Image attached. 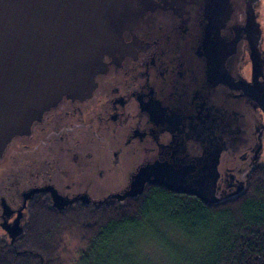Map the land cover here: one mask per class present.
<instances>
[{"label": "water", "instance_id": "water-1", "mask_svg": "<svg viewBox=\"0 0 264 264\" xmlns=\"http://www.w3.org/2000/svg\"><path fill=\"white\" fill-rule=\"evenodd\" d=\"M260 1L244 0L237 11L235 0H0V160L64 99L90 95L109 69V76L120 77L118 70L133 66L131 77L143 79L150 63V70L160 65L168 81L185 71L206 79L207 88L220 87L202 98L199 118L166 113L161 104L153 112L155 105H147L152 123L170 139L159 145L155 160L138 168L126 195L137 197L153 184L204 204L220 203L226 153L243 160L248 146L241 106L264 116ZM257 125L258 139L246 149L252 162L264 150L261 116ZM248 174L229 197L245 190Z\"/></svg>", "mask_w": 264, "mask_h": 264}, {"label": "flooded vegetation", "instance_id": "flooded-vegetation-1", "mask_svg": "<svg viewBox=\"0 0 264 264\" xmlns=\"http://www.w3.org/2000/svg\"><path fill=\"white\" fill-rule=\"evenodd\" d=\"M235 1L237 11H241L244 0ZM139 30L145 34L154 33L143 26ZM158 50L167 55L162 49ZM149 57L150 53L142 62L146 63ZM144 65L147 68L142 73L143 79L131 77L133 66L131 70L125 67L118 70L116 73H121L120 77L109 76V69L97 78L90 95L83 99H64L34 126L30 136L10 145L0 160V249L3 254L15 256L0 258L8 257L13 263L20 256L44 257V252L31 244L49 245L48 253L54 255L52 260L60 258L57 252L62 246L73 245L78 231L82 230L81 226L69 223L73 212L77 209L91 211L110 204L124 205L153 186L146 185L137 197L126 195L133 189V176L138 168L155 160L159 145L170 139L167 131L160 132L152 123L147 105H155L153 112L157 104H161L166 113L199 118L202 98L212 90L217 94L220 85L215 89L207 88L206 79L196 80L192 72L185 71L168 81L169 78L161 75L160 65H153V70H150V63ZM247 69L243 68V73L250 81ZM174 87L177 92H173ZM241 107L242 136L249 147L245 148L243 160L239 159L242 156L239 153H226L227 160L221 166L218 180L217 193L224 197L221 202L240 195L229 197L241 182L245 183L247 172L258 163V160L251 161L252 153L246 149L250 150L256 143L257 122L260 116L264 120V116L261 110L250 105ZM192 148L196 151L194 145ZM34 202L41 205L43 217L35 225L30 218V204ZM53 215L54 222L50 225L48 219ZM60 222L64 224L61 226ZM65 225L70 227H63ZM34 230L37 234L29 235Z\"/></svg>", "mask_w": 264, "mask_h": 264}, {"label": "trees", "instance_id": "trees-1", "mask_svg": "<svg viewBox=\"0 0 264 264\" xmlns=\"http://www.w3.org/2000/svg\"><path fill=\"white\" fill-rule=\"evenodd\" d=\"M41 210L39 202L30 204L34 225L40 223ZM73 213L69 223L86 227L79 231L89 236V251L80 264H136V246L131 241L137 236L161 240L171 264H264V159L252 167L245 190L221 203L204 204L196 197L153 185L124 205ZM48 221L52 225L54 215ZM127 237H131L129 242ZM32 245L50 251L49 245ZM8 257L0 258V264L27 263L22 259L12 263ZM26 258L33 264L29 255Z\"/></svg>", "mask_w": 264, "mask_h": 264}, {"label": "rangeland", "instance_id": "rangeland-1", "mask_svg": "<svg viewBox=\"0 0 264 264\" xmlns=\"http://www.w3.org/2000/svg\"><path fill=\"white\" fill-rule=\"evenodd\" d=\"M256 12L258 14L257 21L261 27V33H262L261 49L264 52V2H263V0L260 1V3L257 5ZM248 72H249V69H248ZM261 157L264 159V150L261 153ZM30 218H31V222H32V217L30 216ZM42 221H44V220L42 219ZM74 223L71 222V224H74ZM63 224H64L63 222H60L61 226ZM29 225L33 226L31 223H29ZM63 227H70V226L65 225ZM72 227H74V226H72ZM57 229L58 228H56L52 232V234H55ZM81 229L83 230L84 228L81 227ZM85 230H87L86 227H85L84 231ZM77 234H78L77 239L73 243V245H66V247L62 246V250L57 252V255L60 256V258L52 260L54 255L52 253H45L44 252L43 253V255H44L43 259H41V257L37 255V258H33V256H30L31 257L30 260L33 262V264H41L42 260L44 261V263H42V264H80L82 262V260L84 259L83 257L89 251V247L87 245L89 236L86 232L80 233L78 231ZM182 234H184V233H182ZM171 235H173L172 232H170L169 236L171 237ZM149 238L150 237H148V236H137V237L133 238V241H131V242H133L134 247L136 246V250H135L137 253L136 264H138L137 262H139L140 264H171L169 257H167L165 254L166 248L164 249L162 247V245L160 244L161 240H159L158 238L154 239V236L152 239L153 241H151ZM130 240H131V237H127V242H129ZM36 242H37V238H36ZM71 244H72V242H71ZM163 246H164V244H163ZM41 247H43V246L41 245ZM131 251H133V249ZM0 252H1V255L6 256L2 253L3 252L2 249H0ZM169 252H170V250H169ZM194 258H196V257H194ZM18 259L19 260H21V259L27 260L26 257H20Z\"/></svg>", "mask_w": 264, "mask_h": 264}, {"label": "built area", "instance_id": "built-area-1", "mask_svg": "<svg viewBox=\"0 0 264 264\" xmlns=\"http://www.w3.org/2000/svg\"><path fill=\"white\" fill-rule=\"evenodd\" d=\"M263 2H264V0H263Z\"/></svg>", "mask_w": 264, "mask_h": 264}]
</instances>
